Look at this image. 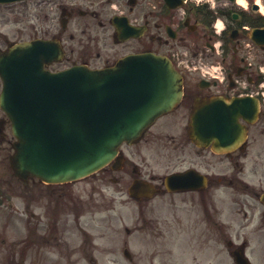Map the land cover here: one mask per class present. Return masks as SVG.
Segmentation results:
<instances>
[{
  "label": "flooded vegetation",
  "instance_id": "1",
  "mask_svg": "<svg viewBox=\"0 0 264 264\" xmlns=\"http://www.w3.org/2000/svg\"><path fill=\"white\" fill-rule=\"evenodd\" d=\"M42 1L39 21L44 38L61 40L65 51L62 62L49 65L52 71L75 65L99 70L127 55L154 52L168 57L186 53L193 62L217 56L229 75L243 76L248 72L245 42L253 28L264 27V0H244L247 5L239 0H213L215 5L210 0ZM30 3L34 1L27 2L26 8ZM58 9L62 18L56 25L51 16ZM184 88V98L172 112L159 118L137 142L121 147L120 170L113 162L90 177L66 184H46L35 178L23 181L15 176L9 160L13 151L10 122L0 110V217L6 210L4 226L15 227L20 221V237L27 241L35 237L43 246L53 247L52 264H109L116 254L110 249L108 207V189L114 184L122 198L134 196L137 230L141 225L167 224V248L164 253L153 251L154 256L163 253L162 264H239L237 254L249 264V255L230 233L237 214H243L246 221L242 229L260 218L256 230L264 232L260 216L264 209V108L261 105L254 116L249 108L251 120L241 119L246 139L224 150L221 143L208 144L205 138L195 141L191 118L197 104L219 96H242L198 75H186ZM224 225L228 233L222 237ZM112 241L121 250V237ZM257 257L256 264H264V249Z\"/></svg>",
  "mask_w": 264,
  "mask_h": 264
},
{
  "label": "water",
  "instance_id": "2",
  "mask_svg": "<svg viewBox=\"0 0 264 264\" xmlns=\"http://www.w3.org/2000/svg\"><path fill=\"white\" fill-rule=\"evenodd\" d=\"M252 38L264 44V30ZM54 58H62L60 45L42 40L0 54V107L17 138L11 162L21 178L61 183L96 172L116 157L123 142L136 141L183 96L182 77L167 57L133 55L101 71L77 66L51 73L45 65ZM240 106L213 104L206 135L221 136L220 127L229 129V114L235 121L240 115L230 109Z\"/></svg>",
  "mask_w": 264,
  "mask_h": 264
},
{
  "label": "rangeland",
  "instance_id": "3",
  "mask_svg": "<svg viewBox=\"0 0 264 264\" xmlns=\"http://www.w3.org/2000/svg\"><path fill=\"white\" fill-rule=\"evenodd\" d=\"M243 2V1H242ZM214 3V2H213ZM40 2H34L27 5L25 3H18L12 5H0V46L6 45V38L10 41L28 40L35 37H43L41 30V23L38 21ZM244 5H247L243 2ZM33 7L34 10L31 9ZM36 10H35V8ZM243 9V8H242ZM244 10V9H243ZM60 15L57 14L56 19L59 20ZM76 20L73 22L75 25ZM258 49H253L252 56L254 58L260 57ZM7 153V152H5ZM109 193V213H110V235L109 237H121V250L120 247L116 248L117 253L109 258L110 263L113 264V259L116 258L119 264H162L165 258L162 256L165 251V242L159 241L167 237V224L163 223L158 226L144 227L140 232L133 233L134 230V212L136 204L129 200H122L117 193L116 185H110ZM115 195V197L113 196ZM260 210V209H259ZM123 211L124 217L121 225L117 223V215ZM224 213H228V209L224 208ZM0 217V264H49L48 261L53 262L54 248L50 245L43 246L37 239H30L27 237H20L22 228L19 223H15V227L7 228L4 226V216ZM163 219H166V209H164ZM260 216L263 217L264 222V209H262ZM232 219V230L237 237V244L240 245L244 239L249 240L248 251L261 255L262 237L255 233L259 224L260 218H256L247 229H242L241 224L246 222L243 214L235 215ZM225 222H230L228 218L223 219ZM166 222V220H165ZM221 234L227 232V226L224 225ZM127 229L132 231V234L127 233ZM251 230V231H250ZM138 237L142 238L139 245H134L133 240ZM155 240H158L155 242ZM53 246V245H52ZM112 246V244H111ZM128 248L135 258L133 262H129L123 254V249ZM112 250V247H111ZM162 251L154 256L153 251ZM151 252V253H150ZM51 258V259H50ZM256 259V257H255ZM52 264V263H50Z\"/></svg>",
  "mask_w": 264,
  "mask_h": 264
}]
</instances>
